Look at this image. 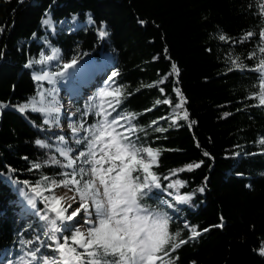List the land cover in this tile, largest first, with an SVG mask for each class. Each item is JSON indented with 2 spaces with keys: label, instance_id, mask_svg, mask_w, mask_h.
I'll return each mask as SVG.
<instances>
[{
  "label": "trees",
  "instance_id": "1",
  "mask_svg": "<svg viewBox=\"0 0 264 264\" xmlns=\"http://www.w3.org/2000/svg\"><path fill=\"white\" fill-rule=\"evenodd\" d=\"M171 2L164 10L155 0H0V264L30 259L25 254L35 248L42 255H58L55 242L44 235L49 226L42 217L52 214L38 199L35 207L21 210L17 194V189L32 193L42 177L59 180L68 170L62 166L67 160L58 155L57 134L47 130L42 113L31 108L21 113L17 107L36 96L30 77L36 68L25 65L43 48L42 35L64 60L107 53L115 73L110 81L123 93L115 111L107 110L109 120L134 114L132 140L160 150L152 170L162 188L153 189L141 204L167 213L169 233L179 232L177 242L187 241L174 251L166 246V256L158 253L163 264H264V105L256 95L261 73L253 70L264 59L259 51L264 0ZM45 14L55 24L76 23L44 32L40 20ZM100 28L106 36H98ZM248 32L254 35L245 39ZM21 73L23 88L5 94ZM177 89L184 98L179 108ZM94 104L95 96L87 105L74 102L77 123L90 126L101 119L96 108L89 110ZM197 163L198 168L173 174ZM176 180L183 187L167 188ZM163 191L191 198L177 205ZM162 198L171 201L173 211L160 203ZM186 223L200 235L191 238ZM29 240L33 243H22Z\"/></svg>",
  "mask_w": 264,
  "mask_h": 264
},
{
  "label": "snow or ice",
  "instance_id": "2",
  "mask_svg": "<svg viewBox=\"0 0 264 264\" xmlns=\"http://www.w3.org/2000/svg\"><path fill=\"white\" fill-rule=\"evenodd\" d=\"M260 7L264 12V3ZM43 23L47 25L50 21L45 19ZM106 35L107 33L103 29L99 31L100 37ZM253 35V32H248L244 38L247 39ZM259 35L264 41V30ZM220 39L226 38L222 35ZM259 51L264 53V46L260 47ZM52 52V56L41 54L42 59L36 63L53 60L57 50L53 49ZM251 56L254 57L255 53H252ZM32 63L29 61L25 66L30 67ZM75 64L76 60H72L70 63L64 64L63 67L67 69ZM236 67L239 68L240 65L236 64ZM172 68L178 73L175 64L172 65ZM253 70L261 73L259 92L256 95L259 98V103L264 105V59H261ZM54 75L62 76L63 73ZM49 77L48 72L34 75V79L37 81L47 80ZM176 92L181 96V102L177 105L179 108L182 107L184 98L179 89ZM37 95L40 97L39 101L31 98L27 103L18 105V110L24 113L26 109L31 108L32 111L45 113L48 116L60 112L59 107L44 106V92H38ZM122 95V90L119 87H105L99 90V103L90 105L89 110L96 108L95 115L101 119L88 128H84L83 124L80 127L75 124L69 125L74 134L80 133L81 129L87 133L82 138L75 140L77 145H85L87 151H79L78 155L73 157L70 155L74 151L73 149H60V155L67 158V164L62 166L71 169V172L61 173L59 181L44 176L42 182H36L31 187L33 196L29 197L28 203L35 207V201L39 198L43 201L47 213L52 214H45L42 217L49 226V231L44 232V235L55 242L54 252L58 255H42L40 254L41 249L35 248L25 254L30 259L25 260L21 256L19 264H33V262L36 264H157V261H161L163 264V257L158 253L164 252L166 256L168 255L165 251L166 246L170 245L174 251L187 242L182 239L177 242L176 237L179 236V232L175 235L169 233L171 217L167 213L153 212L141 204V199L148 196L153 189L162 188L160 178L152 170L154 166L158 165L160 150L150 146H138L131 136L136 131L134 126L126 128L122 132L117 131V127H124L119 121L130 120L134 114L118 115L109 120L111 113L107 111L105 105L115 111L121 102ZM156 103L159 104L161 101L158 100ZM163 103H170V101L164 100ZM38 104L40 106H37ZM183 118L187 119L186 111ZM52 122L58 123V117L51 116V119L44 120L45 124ZM158 130L162 131L163 129ZM57 138L60 141L65 140L64 136ZM260 143L264 144V138ZM36 144L45 146L44 142L40 140H37ZM81 158H83L84 164L89 165L88 168L77 166V160ZM52 163L59 164L60 161L53 160ZM199 166V163L188 164L185 168L174 170L173 174L175 171L191 170ZM33 167L38 169L41 165L37 163ZM164 179L166 180L167 177ZM59 187L67 188L73 195L70 197L67 194L56 195L54 189ZM181 187L183 184L179 180L167 185V188L171 189ZM199 191L203 192L204 189L200 188ZM46 192L49 195H45ZM190 198L187 194H180L175 196V201L187 202ZM74 205L78 206L74 207ZM168 207H173V205L168 204ZM221 221H223V217H221ZM84 225H89V227L85 228ZM222 226V223L216 225V227ZM185 227L190 229L191 238L200 235L196 226L186 223ZM203 231L206 232L208 229H203ZM62 233L68 234L57 235ZM22 243L32 244L33 242L29 240ZM47 247L52 248L53 245L48 244ZM260 251L264 254V247H261ZM167 264H171V262L169 261Z\"/></svg>",
  "mask_w": 264,
  "mask_h": 264
},
{
  "label": "rangeland",
  "instance_id": "3",
  "mask_svg": "<svg viewBox=\"0 0 264 264\" xmlns=\"http://www.w3.org/2000/svg\"><path fill=\"white\" fill-rule=\"evenodd\" d=\"M155 2H156V4L157 5H159L160 6V8L162 7V9H164V10H168L169 8H170V6L172 5V2H171V0H155ZM161 9V10H162ZM160 11V10H159ZM45 19H47V20H49L50 21V23L49 24H47V25H45L44 23H43V20H45ZM75 23L76 22H74V20L72 19V20H70V21H63V20H60L59 22H57V24H55L50 18H49V15L48 14H45L42 18H41V20H40V25H41V27H43V30H44V32L45 31H47V32H54V30H55V28L56 27H64V26H66L67 24L69 25V26H74L75 25ZM102 28H100V30H101ZM99 30V31H100ZM99 31H98V36H99ZM100 37V36H99ZM38 41L39 42H41V43H43V48L38 52V54H37V57L36 58H30L29 60H28V62L26 63V65L29 63V61H32L33 63L31 64V66H35V68L36 69H32V71L30 72V77L32 78V80H33V78H34V75H37V74H43V72H48L49 74H50V77H49V79H47V80H42V81H37V80H35L34 81V83H35V88H36V96L34 97L37 101H39L40 100V97L37 95V93L38 92H44L45 93V100H44V106H49L50 104H51V106H54V107H59L60 108V112L59 113H52L51 114V116H56V117H58V123H56V122H52V123H50V124H45L44 123V120L46 119V118H48V119H51V116H48L47 114H45V116H44V120H43V123H44V125H46L47 126V130H49V131H54V132H61V134H59L58 135V137L59 136H64V137H66L65 138V140L63 141L64 143H62L61 141V144H64L62 147L60 146L59 148H58V153H59V155H60V149H67V148H71V149H74L73 148V144H74V141L76 140V133L74 134V133H72V131H71V128L69 127V124H70V122H63V119L65 120V119H68L67 118V112L68 111H66L67 110V108H68V106H69V103L71 102H73L74 101V99L72 98V95L73 96H75V97H77V98H79V96H76V95H79V93H80V91H81V87H82V85H81V83H82V81H80L81 83L79 84L80 85V87L77 89V90H75V91H72V90H70V92H71V94H69L66 90H64V92L63 91H61L60 92V90H61V88H60V84H59V82L58 83H55V78H56V75H54L55 73V69H54V67H56V62H58V61H62V57H61V53H60V51L57 49V47H53L51 44H49L46 40H45V35H42L39 39H38ZM53 49H56L57 50V53H56V56H55V58L53 59V60H50V61H46L45 63H36V61H40L41 59H42V55L41 54H43L44 56H52L53 55V52H52V50ZM99 56H100V58H101V60L102 59H104V60H108V61H110L111 59H110V57H109V55H108V58L106 59L104 56H105V54H103V52H101L100 54H99ZM87 57H89V58H91V56H87ZM84 58H86V57H84ZM87 60V59H86ZM61 65H64L63 63L61 64ZM53 68V69H52ZM62 68V69H61ZM57 70V72L58 71H61L62 72V70H64V67L63 66H60L59 64H58V66H57V68H56ZM61 69V70H60ZM112 69V68H111ZM64 73H65V71H64ZM108 75V74H107ZM98 76H96L95 77V81H98ZM50 79L52 80V83L48 86V85H44V83H43V81H47V82H49L50 81ZM74 79H79V76H78V74L76 73V76H75V78ZM84 79V78H83ZM102 80H104L105 81V79H102ZM60 81V80H59ZM38 82H42L43 83V85L42 84H40V83H38ZM24 84H25V79H24V76H23V74L21 73L20 75H19V77H18V79L15 81V82H13L9 87H8V89L6 90V92H5V94H8L9 92H11L12 90H14V89H22L23 88V86H24ZM105 84V83H104ZM59 85V86H58ZM54 90V91H53ZM77 91V92H76ZM76 92V93H75ZM99 92V91H98ZM29 100H27L26 101V103L28 102ZM53 101H55V103H52ZM37 106H40L39 104L37 105ZM62 108H64V110L62 109ZM44 114V113H43ZM0 120H1V115H0ZM171 120H174L173 118H171ZM129 120H126V122H128ZM119 122H121L122 123V125L124 126L123 127V130L124 129H126V126H125V120H120ZM56 124V125H55ZM68 135V136H67ZM71 137H72V139L74 140H72L71 139ZM66 143H67V145H66ZM70 155H72L73 157H75L76 155H78L75 151H73L72 153H70ZM60 156H62V155H60ZM63 158H66V157H64V156H62ZM66 160H67V158H66ZM66 164H67V162H66ZM77 166H82V167H84V168H88L89 167V165H86V164H84L83 163V158H81L80 160H77ZM63 172H71V169H69L68 168V170H66V171H63ZM53 179V178H52ZM57 181H59V180H57ZM154 190H159V189H154ZM54 191H55V194L56 195H58V196H61V195H65V194H67L69 197L70 196H72L73 195V193L71 192V191H69L67 188H63V187H59V188H56V189H54ZM164 192V194L166 195V196H168L169 195V193L168 192H166V191H163ZM17 194H18V200H19V202H20V209L21 210H29L30 208H31V205L28 203V199H29V197H31V196H33V193H29V194H27V193H24L23 192V190L22 189H17ZM45 195H49V193H45ZM177 194H173V195H170V196H172L173 197V200H174V202H175V204H177V205H180V204H182L183 202H177V201H175V196H176ZM38 200H40L39 198H37ZM69 203L71 202L70 200L68 201ZM165 202H167V203H165ZM160 203H162V204H164L167 208H168V210H170V211H173V207H168V204H172L171 203V201L170 200H166V199H164V198H162V199H160ZM75 206H78V205H74V207ZM69 223H71V222H69ZM84 227L85 228H87V227H89V225H84ZM2 254H0V256H1ZM4 263V262H3ZM2 263V264H3Z\"/></svg>",
  "mask_w": 264,
  "mask_h": 264
},
{
  "label": "bare ground",
  "instance_id": "4",
  "mask_svg": "<svg viewBox=\"0 0 264 264\" xmlns=\"http://www.w3.org/2000/svg\"><path fill=\"white\" fill-rule=\"evenodd\" d=\"M68 62V60L67 61H64L63 59H62V61L60 62V61H58V62H56V64H66ZM91 60L90 59H85V60H81V58L80 59H78V60H76V64L75 65H73V67H71V68H67V69H65L64 68V70H62V72L61 71H58V72H54V73H63V75L62 76H59V80L60 81H58L59 82V84H60V88H61V90H60V92L61 91H63L64 92V90H66L69 94H71V92H70V90H72V91H75V90H77L79 87H80V81H82L83 80V78H84V70H85V68H86V66H87V64L89 65V64H91ZM101 62H102V60H100V61H98V63L99 64H101ZM70 63V62H69ZM96 62H94L93 63V65H91L92 67H94V64H95ZM57 66V65H56ZM63 66V65H62ZM56 67H54V69H55ZM53 69V68H52ZM98 69V67L96 66L95 68H94V70H97ZM64 71H65V73H64ZM74 72V73H73ZM75 73H77L78 74V76H79V79H73V78H71V76L72 75H74L75 76ZM92 75V74H91ZM90 75V76H91ZM108 75H111V73H109ZM112 75H113V73H112ZM34 79V78H33ZM106 79V78H105ZM34 81H35V79H34ZM36 82V81H35ZM38 83H40V82H38ZM105 81L104 80H102V79H100V78H98V81H95L94 83H92V85L90 86V87H87L86 89H84L83 88V90L81 89V91H80V93H79V98L80 99H82L83 101H85V102H87V101H89V99H90V97L93 95V92L95 91V90H100V89H102V87H109V88H113L114 86L112 85V81H109L108 83H105ZM40 84H42L43 85V83L41 82ZM59 86V85H58ZM32 98V97H31ZM72 98L74 99V101L75 100H77L78 98L77 97H75V96H73L72 95ZM74 101L71 103H69V106H68V108H67V110L66 111H68L67 112V118L68 119H63V122H70V124H75L77 127H80V125H81V123H77V118H76V116H77V110H76V108H75V106H74ZM49 106H51V104L49 105ZM63 110H64V108H62ZM125 115H127V114H123V115H121V116H125ZM44 116H45V113H44ZM44 116H43V119H44ZM43 122V121H42ZM121 125H122V123L121 122H119ZM69 124V125H70ZM56 125V124H55ZM125 126H126V128H129V127H132L131 125H130V122L128 121V122H126V120H125ZM85 128V127H84ZM121 131H124V130H121ZM59 134H61V132L59 131V132H57V137H58V135ZM77 135H76V139L77 138H82L83 136H85L86 135V133L84 132V130L83 129H81V132L80 133H76ZM68 136V135H67ZM66 138V137H65ZM71 139H72V137H71ZM59 140V139H58ZM73 140V139H72ZM74 141V140H73ZM62 143H64L63 141H61ZM61 142H60V140H59V147L61 146H63L64 144H61ZM66 145H67V143H66ZM82 145V144H81ZM81 145H77L76 143H75V141H74V144H73V150L78 154L79 153V151H87V148L86 147H84V148H81L80 146ZM58 147V148H59ZM80 150H79V149ZM82 149H84V150H82ZM58 155H59V153H58ZM60 156V155H59ZM60 157H62V156H60ZM63 158V157H62ZM64 159H66V158H64Z\"/></svg>",
  "mask_w": 264,
  "mask_h": 264
},
{
  "label": "built area",
  "instance_id": "5",
  "mask_svg": "<svg viewBox=\"0 0 264 264\" xmlns=\"http://www.w3.org/2000/svg\"><path fill=\"white\" fill-rule=\"evenodd\" d=\"M78 59H80V58L68 60L67 63L71 62L72 60H78Z\"/></svg>",
  "mask_w": 264,
  "mask_h": 264
},
{
  "label": "water",
  "instance_id": "6",
  "mask_svg": "<svg viewBox=\"0 0 264 264\" xmlns=\"http://www.w3.org/2000/svg\"><path fill=\"white\" fill-rule=\"evenodd\" d=\"M104 54V53H103Z\"/></svg>",
  "mask_w": 264,
  "mask_h": 264
}]
</instances>
